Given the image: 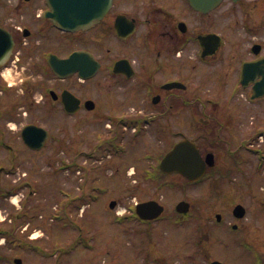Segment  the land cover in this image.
I'll use <instances>...</instances> for the list:
<instances>
[{
	"label": "flooded vegetation",
	"instance_id": "af4514ba",
	"mask_svg": "<svg viewBox=\"0 0 264 264\" xmlns=\"http://www.w3.org/2000/svg\"><path fill=\"white\" fill-rule=\"evenodd\" d=\"M50 9L47 0H0V175L12 172L6 161L19 156L16 147L3 160L1 151L14 148L23 126L55 124L59 112L75 116L79 128L105 114L108 133L134 122L161 136L191 127L195 113L221 143L231 138L222 133L225 119L237 111L225 104L230 97L264 92V0H112L99 20L72 31L45 16ZM72 52L87 61L92 55L95 74L65 69L59 76L50 62ZM106 97L115 113L101 107ZM233 206L223 209L228 222L243 229L247 215L234 217Z\"/></svg>",
	"mask_w": 264,
	"mask_h": 264
},
{
	"label": "rangeland",
	"instance_id": "374dc122",
	"mask_svg": "<svg viewBox=\"0 0 264 264\" xmlns=\"http://www.w3.org/2000/svg\"><path fill=\"white\" fill-rule=\"evenodd\" d=\"M233 100L235 103L230 104L233 109H240L236 107L238 102L244 109L241 114L235 112L231 120L229 128L234 141L229 149L239 148L242 160L238 161L241 170L232 169L229 174L226 167L232 164L226 158L230 155L227 144L213 143L208 128L196 123L195 113L191 127L167 130L165 138L155 135L161 131L157 132L151 126L138 135L131 129L125 133L120 129L108 133L105 114L100 116L103 120L99 124L96 121L80 128L75 125L73 115L59 112L55 124L49 122L51 119H41L53 137L50 136L44 147L36 151L15 141L14 145L25 156L14 160L13 173H1L2 188L15 189L16 193L7 195L4 191L0 195V227H10L13 232L5 236V242L0 237V264H11L14 254L22 258V264H197L209 257L225 264H254L251 252L239 245L241 238H245L263 258L264 135L256 130L264 128V100L249 101L236 96L231 98ZM108 104L106 97L101 103L104 111L115 113L119 109L109 108ZM159 125L162 128L161 122ZM19 126L21 124L16 128ZM174 131H181L190 138L200 136L202 150H211L215 154L212 172L196 184L175 174L158 175V179L147 176L156 165L157 151L163 153L168 147L166 138L180 137V134L173 135ZM112 134L117 142H113V148L105 142ZM57 137L67 145H59ZM248 145L253 151L246 149ZM121 146L123 152H120ZM109 148L116 154L120 152L119 155ZM92 152L97 157L87 156ZM145 152L155 154L150 156ZM1 153L3 160L6 150L2 149ZM75 162L81 164L78 170L68 166ZM9 163L7 160L6 165ZM131 165L134 169L128 168ZM132 170L134 173L131 174ZM29 184L36 193H30ZM11 197L17 201L13 203ZM151 198L164 205L161 218L150 223L138 222L131 216L129 206L135 200ZM111 200L116 201L113 208L109 206ZM179 200L189 202L190 210L194 211L193 216L179 217L181 225L170 222V218H175L178 213L174 207ZM22 201L25 202L24 210L16 215L15 224L11 226L12 213L18 210L17 202L20 205ZM235 202L248 208L246 228L232 231L225 225L210 223L214 215H208L204 221L206 214L226 211ZM197 207H200V220L199 215L194 216ZM121 217L123 219H119ZM229 217L226 214L224 224L227 225ZM26 221L31 222L27 228L30 231L28 237L25 231L20 233ZM32 236L37 237L31 239ZM20 238L32 240V243L26 248H17L7 241ZM34 242L44 249L39 252ZM203 264H207L206 259Z\"/></svg>",
	"mask_w": 264,
	"mask_h": 264
},
{
	"label": "water",
	"instance_id": "95a60500",
	"mask_svg": "<svg viewBox=\"0 0 264 264\" xmlns=\"http://www.w3.org/2000/svg\"><path fill=\"white\" fill-rule=\"evenodd\" d=\"M111 0H50L53 11L51 16L63 28L72 29L78 25L85 27L99 19L107 10ZM70 62L73 59H69ZM60 66V63L58 64ZM25 142L32 147H40L48 137L47 131L35 125H27L22 132ZM212 164V161H208ZM160 167L165 172L178 171L190 179L200 177L205 170V162L201 159L196 145L188 139L175 144L162 158ZM114 206V201L111 202ZM186 203L177 204V210H184ZM163 207L156 201L150 200L137 204L136 211L142 218L157 216ZM239 212L243 207H235ZM18 264L20 260L18 259ZM213 264H222L214 261Z\"/></svg>",
	"mask_w": 264,
	"mask_h": 264
}]
</instances>
